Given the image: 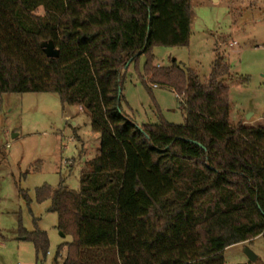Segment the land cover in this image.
<instances>
[{"label":"trees","instance_id":"16d2710c","mask_svg":"<svg viewBox=\"0 0 264 264\" xmlns=\"http://www.w3.org/2000/svg\"><path fill=\"white\" fill-rule=\"evenodd\" d=\"M192 22V0H0V94L57 93L100 133L79 192L38 189L73 236L59 247L63 264H226L227 248L264 235V126L230 122L227 57L217 54L205 81L176 62L154 64L155 46L189 45ZM142 56L149 91L183 95L184 124L160 116L139 126L123 109ZM21 235L38 258L48 254L46 231Z\"/></svg>","mask_w":264,"mask_h":264},{"label":"rangeland","instance_id":"374dc122","mask_svg":"<svg viewBox=\"0 0 264 264\" xmlns=\"http://www.w3.org/2000/svg\"><path fill=\"white\" fill-rule=\"evenodd\" d=\"M192 34L187 46H155L154 64L173 62L195 70L202 81L209 78L219 52L231 65L230 122L264 120V0H192ZM237 41L233 47L231 43ZM141 71L131 66L124 82L127 102L123 109L141 126L159 122V117L184 124L182 97L169 86L144 85ZM128 103V105H127ZM100 147V133L82 106L64 105L59 94H0V264H63L67 249L59 247L73 240L62 235L59 216L51 211L52 200L38 199V189L61 185L80 191L81 173ZM20 190L27 192V201ZM46 231L49 252L38 258L32 240L22 237V228ZM250 248L264 261V235L224 252L226 264L248 260Z\"/></svg>","mask_w":264,"mask_h":264},{"label":"water","instance_id":"95a60500","mask_svg":"<svg viewBox=\"0 0 264 264\" xmlns=\"http://www.w3.org/2000/svg\"><path fill=\"white\" fill-rule=\"evenodd\" d=\"M42 47L44 48V51L46 52L48 57H52V58H56L59 56V50L56 48V45L53 41H45L42 43ZM130 63L127 64L126 68H128ZM121 91V90H120ZM197 144H199L198 142H195ZM201 145V144H199ZM202 146V145H201ZM203 148H205L204 146H202ZM62 235L64 236V234L62 233ZM246 255L248 257V261L245 262H238L235 264H250V263H254L257 261L258 256L254 253L253 250H251L250 248H246L245 249Z\"/></svg>","mask_w":264,"mask_h":264},{"label":"crops","instance_id":"0c3cea01","mask_svg":"<svg viewBox=\"0 0 264 264\" xmlns=\"http://www.w3.org/2000/svg\"><path fill=\"white\" fill-rule=\"evenodd\" d=\"M245 125H249V126H256V127H260V126H264V120L262 121H257V122H250L249 124L245 123ZM247 242H244L242 244H245ZM245 261H248V260H244L242 262H245Z\"/></svg>","mask_w":264,"mask_h":264},{"label":"built area","instance_id":"2783aa9c","mask_svg":"<svg viewBox=\"0 0 264 264\" xmlns=\"http://www.w3.org/2000/svg\"><path fill=\"white\" fill-rule=\"evenodd\" d=\"M237 45H238L237 41H234V42L231 43V46H233V47H235V46H237ZM154 86L157 87L156 84H155Z\"/></svg>","mask_w":264,"mask_h":264}]
</instances>
